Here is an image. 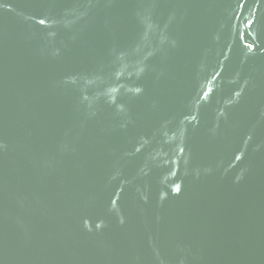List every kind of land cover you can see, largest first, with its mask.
I'll return each mask as SVG.
<instances>
[{"label": "water", "instance_id": "water-1", "mask_svg": "<svg viewBox=\"0 0 264 264\" xmlns=\"http://www.w3.org/2000/svg\"><path fill=\"white\" fill-rule=\"evenodd\" d=\"M0 264H264V0H0Z\"/></svg>", "mask_w": 264, "mask_h": 264}]
</instances>
